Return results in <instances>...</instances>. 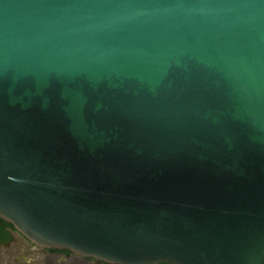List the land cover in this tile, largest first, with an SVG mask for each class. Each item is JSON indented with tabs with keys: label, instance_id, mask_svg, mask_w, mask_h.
Returning a JSON list of instances; mask_svg holds the SVG:
<instances>
[{
	"label": "water",
	"instance_id": "water-1",
	"mask_svg": "<svg viewBox=\"0 0 264 264\" xmlns=\"http://www.w3.org/2000/svg\"><path fill=\"white\" fill-rule=\"evenodd\" d=\"M0 220L103 264H264V0H0Z\"/></svg>",
	"mask_w": 264,
	"mask_h": 264
},
{
	"label": "rangeland",
	"instance_id": "rangeland-1",
	"mask_svg": "<svg viewBox=\"0 0 264 264\" xmlns=\"http://www.w3.org/2000/svg\"><path fill=\"white\" fill-rule=\"evenodd\" d=\"M10 240L0 245V264H103L91 259L35 247L14 231Z\"/></svg>",
	"mask_w": 264,
	"mask_h": 264
},
{
	"label": "trees",
	"instance_id": "trees-1",
	"mask_svg": "<svg viewBox=\"0 0 264 264\" xmlns=\"http://www.w3.org/2000/svg\"><path fill=\"white\" fill-rule=\"evenodd\" d=\"M9 231H13L12 227L3 221L0 220V245L6 244L10 240ZM50 252H58L55 250H49ZM65 255H69L70 253L67 251H61Z\"/></svg>",
	"mask_w": 264,
	"mask_h": 264
}]
</instances>
